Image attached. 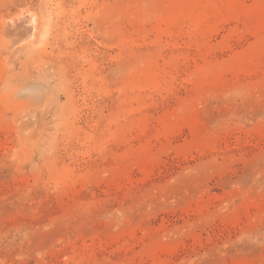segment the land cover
<instances>
[{"label":"rangeland","instance_id":"1","mask_svg":"<svg viewBox=\"0 0 264 264\" xmlns=\"http://www.w3.org/2000/svg\"><path fill=\"white\" fill-rule=\"evenodd\" d=\"M0 264H264V0H0Z\"/></svg>","mask_w":264,"mask_h":264},{"label":"bare ground","instance_id":"2","mask_svg":"<svg viewBox=\"0 0 264 264\" xmlns=\"http://www.w3.org/2000/svg\"><path fill=\"white\" fill-rule=\"evenodd\" d=\"M22 10V9H21ZM23 16V15H22ZM38 16V15H37ZM35 20V19H34ZM38 21V20H37ZM34 22V21H33ZM32 22V23H33ZM11 23V22H10ZM10 23H9V25H10ZM34 31V30H33ZM36 31V30H35ZM8 32H10V31H8ZM2 36V35H1ZM29 36V35H28ZM3 37V36H2ZM27 38V37H26ZM25 38V39H26ZM14 40H16V39H14ZM26 42V41H25ZM2 43V42H1ZM4 53V52H3ZM40 86V85H39ZM20 89V88H19ZM8 90V89H7ZM14 90V89H13ZM47 95V94H46ZM39 98V97H38ZM45 98H46V96H45ZM34 102V101H33ZM22 105V104H21ZM43 110V109H42ZM34 111V110H33ZM30 112V111H29ZM18 119V118H17ZM21 120V119H20ZM17 121V120H16ZM29 122V121H28ZM25 128V127H24ZM30 128V127H29ZM19 129V128H18ZM41 129V128H40ZM30 137V136H29ZM40 140V139H39Z\"/></svg>","mask_w":264,"mask_h":264}]
</instances>
